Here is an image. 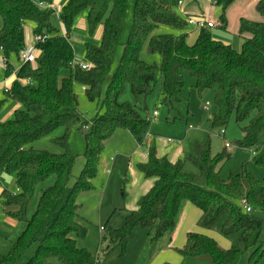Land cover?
<instances>
[{
    "label": "trees",
    "instance_id": "1",
    "mask_svg": "<svg viewBox=\"0 0 264 264\" xmlns=\"http://www.w3.org/2000/svg\"><path fill=\"white\" fill-rule=\"evenodd\" d=\"M54 1L0 0L4 78L14 71L10 59L18 60L25 48L27 26L32 25L33 35L47 37L37 46L35 62L16 71L18 79L30 78L32 86L23 87L15 81L8 93H1L0 110L8 101L17 108L11 119L0 123V176H12L16 189L14 193L0 192V207L12 209L7 215L24 229L9 252L0 255V264H96L97 259L78 246L87 229L79 216L77 198L93 190L91 181L100 154L115 129L127 130L138 146L143 145L149 123L137 108L119 102L126 87L138 100L158 85L159 106L172 114L183 101L181 91L187 74L194 80L198 95L214 91L216 112L208 119L209 130L224 129L232 118L241 126L242 138L236 145L251 151L252 164L264 169V0L255 5L261 22L239 20V52L213 40L208 28L199 30L195 41L188 44L189 26L178 14L183 0H133L126 41L122 35L131 0H67L58 14L63 36L52 26L53 12L36 6ZM236 1L215 0L219 28H226L225 13ZM81 13H86L89 36L97 28L101 32L97 45L86 44V70L74 62L69 43ZM160 27L178 34H155ZM144 47L149 54L159 55L158 67L141 60ZM63 71L68 75L62 77ZM76 84L89 102L101 101L102 113L91 121L78 111L73 90ZM59 128L63 134L51 143L60 153L30 147ZM74 128L85 130V153L80 176L71 184L77 158L70 152L68 139ZM190 150L172 162L157 156L153 145L147 146V160L136 164V169L153 185L137 200L135 210L126 212L122 228L108 231V248L125 247L133 240L136 228L153 233L152 244L165 237L171 240L182 207L190 204L199 212L197 226L216 232L230 247L223 248L215 239L191 232L184 246L175 250L182 259L207 264H264V180L255 179L246 165L239 174L222 180L219 170L230 155L223 151L212 156L209 140L203 144L192 140ZM187 164L193 172L185 169ZM37 191L35 209L28 217Z\"/></svg>",
    "mask_w": 264,
    "mask_h": 264
},
{
    "label": "rangeland",
    "instance_id": "2",
    "mask_svg": "<svg viewBox=\"0 0 264 264\" xmlns=\"http://www.w3.org/2000/svg\"><path fill=\"white\" fill-rule=\"evenodd\" d=\"M66 1L55 0L52 3L53 16L51 23L59 33L62 32V26L58 21V14ZM183 4L187 6L190 15H200L204 18L209 16L208 12L212 8L215 21V28L209 30L212 39L230 45L237 52L241 50L242 39L239 37L237 30L231 31L229 27L227 30L219 28L220 12L216 7H212L210 2L207 0H197L195 2L184 0ZM132 6L133 0L130 1L129 15L122 41H126L130 31ZM252 13L258 17L256 22H261L262 18L254 9ZM178 14L185 19L179 10ZM85 18L86 13H81L77 17L69 36V43L73 49L76 64L84 63L86 44L97 45L100 40V28H97L92 36L88 35ZM191 29L187 27V33L192 32ZM155 34L177 35L178 32L171 28L160 27L155 31ZM24 36L25 49L30 50L33 45L32 25L25 28ZM190 37H193V35ZM222 38L227 41H221ZM187 42L189 43V40ZM140 57L143 62L157 67L161 62L158 54H149L145 47ZM118 58L119 55H117L116 62ZM9 62L14 71H17L22 65L19 59L15 58H11ZM67 75L68 71L61 73L62 77ZM3 78L4 70L0 64V82ZM73 90L78 98V111L86 121H91L97 114L102 113L101 101L89 102L78 84L73 86ZM104 92L103 89L101 100ZM181 95L183 101L172 114L168 112L166 107L159 106L158 85L154 87L149 96L138 100L134 99L129 88L126 87L119 97V102L134 106L140 116L147 120L149 123L146 134L149 136L147 141L150 139L153 142L157 156L167 157L171 161L179 160V158L182 159L185 155L191 153L190 142L192 140L201 144L209 140L212 156H216L223 151L230 155V159L223 163L219 170V177L222 180H227L230 174H239L243 165H246L247 172L255 179L264 180V169L257 168L252 164V152L236 145V142L242 138L241 126L236 125L231 118L224 129L209 130L208 119L216 112L214 91L208 90L198 95L194 88V80L186 74ZM2 98L0 92V100ZM205 106H207L206 110H204ZM14 107L15 104L10 101L3 105L0 110V123L12 118ZM153 113L157 115L153 117ZM220 131L224 132L223 136H219ZM62 134L63 131L59 128L49 136L32 143L30 147L37 151L60 153L61 150L53 145L51 140L60 137ZM225 142L230 145L227 149L224 148ZM68 143L70 152L77 158L71 178V184H73L80 176L84 165L85 140L82 130L74 128L70 133ZM146 157L147 146L144 142L141 147L138 146L132 135L125 129H115L111 137L104 143L96 176L91 181L93 190L81 193L77 198V204L81 206L79 216L87 229L85 238L78 241V246L89 251L97 259L96 264H207L184 260L176 253L175 250L182 248L185 244V234L191 232L203 233L215 239L223 248H229L230 242L221 238L214 231L200 229L197 226L199 212L189 204L182 207L175 229L171 234V240L165 237L152 244L150 239L153 233L136 228L133 231V240L125 247L108 248V231L122 228L126 212L134 211L137 200L146 194L143 193L142 188L152 183V180L144 179L136 169V164L145 163ZM185 169L188 172L194 171L188 164ZM4 177L11 179V181L5 180ZM0 181H2L0 192L2 190L15 192L12 176L1 175ZM38 194L37 191L35 200L28 210V217L35 209ZM12 211V209L3 210L0 207V255H6L9 252L11 243L20 236L24 229L22 223L10 219L7 215ZM188 211H192L193 214ZM100 228L104 229L102 233ZM177 234H179L178 238L176 237ZM104 237L107 240H102ZM261 238L264 239V232H262Z\"/></svg>",
    "mask_w": 264,
    "mask_h": 264
},
{
    "label": "built area",
    "instance_id": "3",
    "mask_svg": "<svg viewBox=\"0 0 264 264\" xmlns=\"http://www.w3.org/2000/svg\"><path fill=\"white\" fill-rule=\"evenodd\" d=\"M180 5V3H179ZM39 9L41 10H50L52 11V4H47V3H39L36 5ZM186 22H187V25L194 29V30H201L203 28H208V29H211L214 27V24L210 21H208L207 19L205 18H187L186 19ZM62 36L64 35V30L62 28V32H61ZM47 39L46 36H43V37H40V36H37V35H33V45L31 46L30 50H26L25 48L19 53V61L22 63V65H30V64H33L35 62V59L36 57L38 56V48L37 46L39 44H42L45 40ZM0 64L2 66V69L5 71L6 69V61L5 59H3V57L0 55ZM79 67L82 69V70H86L88 69V65L87 64H79ZM15 81L18 82V84L20 86H32V81L30 78H26V79H18L16 77V71H13L9 77L7 78H3V80L0 82V92L1 93H8L9 92V89H10V86L12 83H14ZM207 109V106L204 107V110ZM157 114L156 113H153V117H155ZM224 135V132L223 131H220V134L219 136H223ZM147 138H149L148 135H146V138L144 140V144L146 145V142H147ZM229 144L228 143H225V148H229ZM252 156H254L253 153H251ZM245 211L247 213L250 212V209L243 206ZM104 230L102 228H100V232L102 233Z\"/></svg>",
    "mask_w": 264,
    "mask_h": 264
},
{
    "label": "crops",
    "instance_id": "4",
    "mask_svg": "<svg viewBox=\"0 0 264 264\" xmlns=\"http://www.w3.org/2000/svg\"><path fill=\"white\" fill-rule=\"evenodd\" d=\"M183 1L179 5L178 10L185 17V19H187V18H200L201 17L200 15H195V14L190 15L189 14L190 12L187 11V6H184V4H183ZM193 1L195 2L197 0H193ZM207 1L210 2V4L212 5V7H215L214 6L215 0H207ZM257 1L258 0H245V1H243V0H237L236 2H234L227 9V11L225 13V18H226V21H227V26H226V28L224 30H227V28L229 27L230 28L229 30H231V31H234V30L236 31L237 30V33H238V23H239V20L240 19H245V20H248V21H251V22L258 21V17L255 16V15H253V13H252V10L253 9L255 11V5H256V2ZM211 9L208 12L209 16L208 17L206 16L205 19H207L208 21H210V22H212L214 24V27L211 28V29H214L215 28V21H214V18H213V11ZM201 18H204V17L202 16ZM190 31H192V32H188L187 33V41L189 40V43L187 42L188 44H192L195 41L196 36L198 34V31L197 30L191 29ZM191 35H193V37H190ZM221 41H227V40H223V38H222ZM224 43H227V42H224ZM16 108H17V106L14 107V110ZM149 144L150 145H153V142L150 139L146 142V146H148ZM224 148H225V144H224ZM146 159H147V157H146ZM175 161H177V160H175ZM175 161H172V162H175ZM5 180L11 181V179H8V178H5ZM2 181H0V186L2 185ZM152 185H153V181H152L151 184L146 185L144 188H142L143 191H144L143 193H147L150 190V188L152 187ZM187 210H188V207H187ZM188 212H191V214H193L192 211H188ZM187 234H185V237H186ZM178 236H179V234L176 235L177 238H178Z\"/></svg>",
    "mask_w": 264,
    "mask_h": 264
},
{
    "label": "water",
    "instance_id": "5",
    "mask_svg": "<svg viewBox=\"0 0 264 264\" xmlns=\"http://www.w3.org/2000/svg\"><path fill=\"white\" fill-rule=\"evenodd\" d=\"M82 133H83V135H84L85 131H84V130H82Z\"/></svg>",
    "mask_w": 264,
    "mask_h": 264
}]
</instances>
